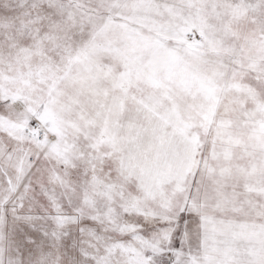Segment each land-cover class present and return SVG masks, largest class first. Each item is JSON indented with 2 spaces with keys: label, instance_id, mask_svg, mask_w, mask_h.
Wrapping results in <instances>:
<instances>
[{
  "label": "snow or ice",
  "instance_id": "6c2138e0",
  "mask_svg": "<svg viewBox=\"0 0 264 264\" xmlns=\"http://www.w3.org/2000/svg\"><path fill=\"white\" fill-rule=\"evenodd\" d=\"M0 264H264V0H0Z\"/></svg>",
  "mask_w": 264,
  "mask_h": 264
}]
</instances>
